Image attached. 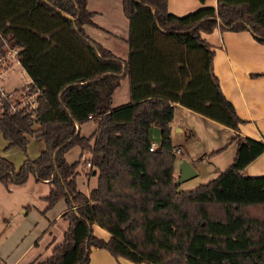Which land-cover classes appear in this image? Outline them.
Returning a JSON list of instances; mask_svg holds the SVG:
<instances>
[{"label": "trees", "instance_id": "obj_1", "mask_svg": "<svg viewBox=\"0 0 264 264\" xmlns=\"http://www.w3.org/2000/svg\"><path fill=\"white\" fill-rule=\"evenodd\" d=\"M86 3L0 0V35L19 48L21 66L39 92L34 110L0 113L5 150L26 155L32 136L44 143L37 157L25 156L17 168L0 156V184L9 190L32 177L49 185L44 212L60 200L66 206L62 240L37 264H89L92 248L133 264H264V176L242 174L264 144L234 134L230 165L181 191L172 173L169 126L180 105L238 129L242 120L220 90L212 47L200 33L247 30L264 44V0H216L215 8L182 17L168 12L167 0H122L126 60L86 35L83 26L94 16ZM124 76L130 102L113 108L112 94ZM89 121L97 129L81 136L80 125ZM151 126L160 130L153 151ZM73 147L90 154L96 184L88 195L76 181L82 155L72 163L65 159ZM93 225L108 239L96 236Z\"/></svg>", "mask_w": 264, "mask_h": 264}, {"label": "crops", "instance_id": "obj_2", "mask_svg": "<svg viewBox=\"0 0 264 264\" xmlns=\"http://www.w3.org/2000/svg\"><path fill=\"white\" fill-rule=\"evenodd\" d=\"M86 7L94 14L93 24L83 26L86 35L115 57L126 60L129 55L128 21L122 12V0H87ZM203 7L215 8L216 0H205L204 2L167 0L168 12L178 17ZM200 36L212 47L213 74L218 80L222 94L233 105L236 115L242 120V123L239 124L237 130H232L187 108L176 105L169 124L171 144L174 151L178 150L172 166L175 179L179 178L180 165L183 161L188 162L195 171L190 179L200 176V166L203 162L209 164L213 162L217 165L213 169L215 173H220L221 169L227 168L235 154L236 145L231 142L234 134L264 144V44L258 43L247 30L233 32L214 28L210 33L201 32ZM129 102V83L127 77L124 76L112 94L111 106L116 108ZM97 126V123L93 121L80 125V135L90 136L95 132ZM202 130L207 132L206 137L205 133L200 134L199 131ZM221 133H223L224 139L222 141L219 139ZM176 135H179L180 139H176ZM202 138H205L207 144L201 143ZM191 140H196L197 147L188 144ZM7 145L8 141L4 140L0 133V156L10 160L16 168L19 167L25 156L34 159L44 149L43 141L36 136L29 138L26 155L23 154L20 157L15 153L18 150L16 148L5 150ZM73 148L78 150L77 155H74L73 158L76 156L78 159L80 155L82 158L84 157L85 152L81 153L78 147ZM73 148L65 154L68 163L77 160H68V155L74 151ZM2 149L5 150L4 153L1 152ZM85 167L89 171L84 174L87 188L83 193L88 195L96 184V176L91 173V165ZM242 174L248 177L264 176V152L250 163ZM27 183L35 186L45 185L47 193L43 194L42 189L34 186L42 193L39 196L42 205L38 208L39 214H35L33 220L25 222L12 243L11 249L17 253L13 264H37L38 261L46 258L50 255L53 247L61 242L67 228V223L60 218L66 209L64 201H62L64 205L61 214L59 213L55 220H51L47 213L49 210L44 212L46 207L44 197L49 193L48 183H36L32 178H29L25 184ZM25 184L12 187L21 188ZM10 190H6V192H10ZM27 210L22 211V214L27 215L29 213ZM92 228L96 236L108 239L109 234L105 230L96 225H93ZM89 257V264H133L123 258L114 259L106 251L93 248ZM5 260L8 258L0 257V261L4 264Z\"/></svg>", "mask_w": 264, "mask_h": 264}, {"label": "rangeland", "instance_id": "obj_3", "mask_svg": "<svg viewBox=\"0 0 264 264\" xmlns=\"http://www.w3.org/2000/svg\"><path fill=\"white\" fill-rule=\"evenodd\" d=\"M24 81L25 76L23 70L19 67H15L12 71H10L4 76L1 85L6 91L10 92L14 89L19 88ZM199 132L200 134L205 133L204 136L206 137V131L202 130ZM175 137L176 139H180L179 135H176ZM219 139H221L222 141L223 133H221ZM205 141V138H202L201 143L207 144V141ZM188 144L195 145V147H197L196 140H191L188 142ZM73 149L74 151L70 152V154L68 155V160L77 159L76 156L74 158L73 156L77 155L78 150L77 148ZM3 151L5 150L2 149L1 152L4 153ZM15 153L19 157L21 155L23 156L22 151L16 150ZM88 159L89 153L85 152L84 157L81 159L77 167V186L81 192H84L87 188L86 181L84 179V174H87V172L89 171V169H86L85 167V161L87 163ZM215 167H217V165L213 164V162H211L210 164L208 162H203V164L200 166V176L194 177L186 182L179 184H177L178 179H176L178 190H193L197 186L205 184L208 181L216 178L219 173H215V171L213 170ZM221 170L223 171L224 169ZM34 186V184L27 183L21 188L9 187V189H11L10 192H6L4 186L0 184V257L8 258V260H5V264H13V261L17 256V253L13 252L11 246L14 240L16 239L17 235L19 234L20 229L25 225L26 221L33 220L35 214H39L38 208H40L42 205V200L39 198V196L42 193L36 188H34ZM35 187L42 189L43 194L47 193V186L40 184L36 185ZM63 205L64 204L62 200H60L51 209H49V211L47 210L49 219L55 220L57 215L59 213L61 214V211L63 210ZM25 209H28L27 211H29L27 215L22 214V211H24ZM0 264L4 263L0 261Z\"/></svg>", "mask_w": 264, "mask_h": 264}, {"label": "built area", "instance_id": "obj_4", "mask_svg": "<svg viewBox=\"0 0 264 264\" xmlns=\"http://www.w3.org/2000/svg\"><path fill=\"white\" fill-rule=\"evenodd\" d=\"M0 39L3 42V49L0 52V113L6 111L14 114L21 110L30 112L37 107L36 98L39 92L32 89L33 81L27 76L21 66L19 48L10 45L1 35ZM15 67L23 70L25 81L19 88L8 92L2 87L1 82L4 76ZM154 148L155 144L152 143L149 151H153ZM173 153L174 155L178 154V150H175ZM85 166L90 167V163H85Z\"/></svg>", "mask_w": 264, "mask_h": 264}, {"label": "water", "instance_id": "obj_5", "mask_svg": "<svg viewBox=\"0 0 264 264\" xmlns=\"http://www.w3.org/2000/svg\"><path fill=\"white\" fill-rule=\"evenodd\" d=\"M148 138L151 143L158 145L160 143V130L151 126L148 130ZM195 174L193 167L186 161H183L180 165V175L177 184L181 181L190 179Z\"/></svg>", "mask_w": 264, "mask_h": 264}]
</instances>
